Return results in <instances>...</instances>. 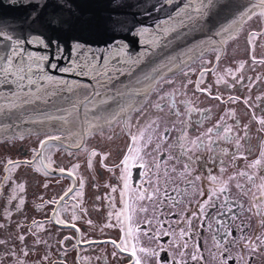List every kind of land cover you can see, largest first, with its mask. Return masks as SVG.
Segmentation results:
<instances>
[{"label": "snow or ice", "instance_id": "6c2138e0", "mask_svg": "<svg viewBox=\"0 0 264 264\" xmlns=\"http://www.w3.org/2000/svg\"><path fill=\"white\" fill-rule=\"evenodd\" d=\"M33 0H29L32 3ZM48 7L47 0L43 3H37L36 8L21 21L19 27H13L6 20H0V114H11L23 106L33 103V99L48 102L52 97L58 95L57 89L61 92L70 93L75 99L70 101V107L58 108L56 113L45 117L50 121L61 122L59 131H65L64 125L69 123V117L77 113L73 124L79 121L78 109L83 108L84 119L83 124L87 125L85 133L90 131H102L104 126L111 127L114 123L125 117L124 126L128 128L130 144L127 151L123 155L118 165L115 167L120 169L119 179L123 183L120 189L121 204L123 208L120 212H116V224L107 223L103 227H117L121 231L119 241H92L85 240V243H110L115 249L112 252L113 258L127 256L129 264H200L204 261L202 248L199 243L191 244L193 239V229L198 222L201 226L207 221L209 216L215 212L213 217L217 225L224 228L222 235L219 237L213 235V247L220 252L219 264H228V261L235 260L233 256H225L228 246L239 247L241 255L239 261L243 264H250V258L246 259L244 252L257 253L264 252V233L257 230L252 236L246 234L247 225L241 222L235 225L240 230L239 238L233 234V230L227 227L217 217L229 215L232 221L238 219V215L233 211L235 202L229 200V194L233 182L235 187L244 195L249 196V207L245 210L248 213L259 217V228H264V143L261 145L259 156L251 160L244 170L236 171L230 175H226L229 165L224 159H220L221 167L219 176H210L211 186L205 191L203 188L199 190L200 200L196 201L192 207V201L183 204L185 191H181L178 187L173 189L175 195L168 191V185L174 183V174L177 172L175 167L181 159H184L183 169L179 172V176L183 178V182L188 187H194L196 181H201L202 177L195 173L193 164L198 157H194L193 153L206 149L209 153L214 152V146L219 141H226L234 144L236 151L229 153L227 148L221 149L223 156L229 157L233 167L239 159L247 160L246 152H241L242 142L249 139V124H244V135H233L234 127L239 126L236 120L235 125H227L224 123V117L218 121L213 127L207 128L199 136L189 138L188 127L191 124L190 119H181L182 116L190 118L192 112H200L201 116H206L204 110L197 109L184 102V109L181 111L176 107L174 97L181 90L186 89L188 84L193 83L188 80L182 84L180 88H173L171 92H165L164 88L172 86L175 81L166 78L164 69L172 72L171 65L175 62V57H167L168 63L164 62V58L157 57V61L151 60L156 57L157 53L164 48H168L174 41L187 37L191 32L204 31L218 15L219 10L228 8L229 5L220 3V0H156L155 4H148L147 0H136L134 4H128L125 0H111L110 8L107 14L94 17L87 16L82 18V14L71 3V0H55V4L50 11L45 12ZM259 8V12L255 11ZM119 9H127V11H119ZM136 9V11H132ZM167 10V11H166ZM164 13L162 17H157L152 24L143 21L153 20V15ZM259 17L261 23H264V0H259L258 4H254L251 8H247L239 13V20L233 19L226 26H221L215 33H231L234 28L238 29L242 23L252 20L253 17ZM24 24H27L25 30ZM79 26L80 30H88L93 34L107 33L110 34V42H106L103 48H94L90 41L74 37L71 43L62 39V36L70 31H75ZM25 31L27 34H25ZM262 32H250L248 43L252 44L257 36ZM132 35L137 40V44L141 50L134 55L131 53V45L123 39V36ZM191 51V50H190ZM219 59V56H217ZM148 62V70L142 72V79L137 77L134 84L125 86L124 90L116 89L115 93L107 90L119 76L133 75V70H138L145 62ZM255 62V57H253ZM185 67L183 61L180 62ZM264 63V61H261ZM244 65L241 63L240 68ZM52 71L60 73H74L77 76L88 77L95 81V87L92 91H88L89 86L81 84L78 81H66L58 79L51 74ZM239 71V69H237ZM191 71V69H189ZM189 71L184 72V76L189 75ZM231 71V70H227ZM205 72L201 70L200 77L195 81L196 89L201 92L209 93L207 88H201L203 76ZM242 77L235 78L236 83H240ZM145 82L149 83L146 90H141L138 85ZM221 82L218 78L217 83ZM227 83V82H225ZM231 87L232 85H228ZM83 90V91H81ZM150 92L156 93V100H147L145 106L136 107L131 103H122L126 98L132 99L133 94L143 96L145 99ZM221 99L220 96L214 97ZM235 99L229 97V100L235 102ZM264 98L257 97V100ZM171 101V103H167ZM247 104L248 101L245 100ZM115 105V108L112 107ZM147 107L149 111H145ZM165 107L168 111L165 112ZM253 108L251 122L259 125L258 132H264V109H261V115L257 116L255 108ZM135 112L136 123L132 124L130 113ZM226 115L234 116V113H226ZM91 116V119H89ZM175 117L176 119H173ZM171 122L173 129L177 128L179 121V135L175 138L173 144H168V153L161 151L162 146L167 144L171 130L168 127L160 128V123ZM198 124L203 120L197 121ZM2 127V125H0ZM135 128V131L132 129ZM72 133L69 131V135ZM215 137V138H214ZM23 138L22 136L20 137ZM67 136L47 135L45 139L39 141V148L33 149L32 159L26 160H8L5 164V172L15 171L21 165L35 166L37 158H40L41 166L34 167L35 171H43L48 175V169L52 168L53 161L51 157H45L44 151H47L50 142L59 141L63 143ZM111 139V137H109ZM74 147L79 148L80 143H73ZM179 149V154L175 149ZM155 152L156 155L152 159L147 157ZM100 156L102 166L107 167L104 161L107 154L101 155L92 150L87 156V165L89 168L93 166V158ZM47 160V163H44ZM172 163V167L168 165ZM163 165V168L161 167ZM79 164L73 165L68 171L71 177ZM139 169L140 183L137 184L133 180L132 170ZM111 171L112 169H108ZM64 174L65 168L53 169ZM243 179L245 183L239 181ZM6 182L10 181L12 195L9 197L8 203L19 200L15 205L20 210L24 204L22 197L15 195L16 190L20 192L25 190L23 183L16 184L10 176H5ZM257 181H259L257 183ZM48 187L47 184L44 185ZM84 188V180L79 181V190L74 188L67 189L58 199L45 201L47 204L59 205L65 202L66 198L73 192L76 197L82 198ZM115 192L117 189L112 188ZM97 199H100L97 197ZM43 205H37L41 208ZM243 208V205H240ZM81 208V204L72 205L71 220L73 223L61 219V210H54L49 218V223H55L63 227H70L80 232L74 221L81 219L77 215L75 209ZM151 209V211H149ZM173 209H180L173 211ZM83 211V209L81 208ZM6 215L11 216V211L5 209ZM86 214V211H85ZM113 213H109L111 220ZM176 216L180 220L175 219ZM138 217H143L141 227ZM89 225L92 224L88 220ZM37 222L33 221V225ZM185 225H187L185 227ZM4 227V225H0ZM17 227H20L17 225ZM209 229L214 233H219L220 229H213L212 225H208ZM38 230H43V224L38 226ZM36 235L35 232L31 233ZM199 234L198 232L196 233ZM168 237L165 241L164 238ZM18 239L24 242L25 236L19 235ZM71 237H64L59 241L61 247L64 242ZM143 239H147L150 246H144ZM35 244L46 243L40 239H36ZM80 243V241H77ZM6 244L5 240H0V245ZM75 247V245H73ZM191 254L189 256V248ZM166 252L168 255L162 257L161 253ZM14 255V253H12ZM27 255V252H24ZM213 255H215L213 253ZM187 258V259H186ZM48 260V256L43 257ZM22 264V262H21Z\"/></svg>", "mask_w": 264, "mask_h": 264}, {"label": "flooded vegetation", "instance_id": "af4514ba", "mask_svg": "<svg viewBox=\"0 0 264 264\" xmlns=\"http://www.w3.org/2000/svg\"><path fill=\"white\" fill-rule=\"evenodd\" d=\"M259 10L257 7L255 11L259 12ZM250 32L264 33V23H261L258 16L242 23L235 34L227 36L224 41H212L205 50L199 51L195 55L189 54L183 57L172 68V72L165 74L166 78L175 81L174 85L164 88L165 92H171L173 88H180L188 80L193 82L188 84L186 89L181 88L174 97L178 109L183 111L184 102L187 101L191 106L207 113L203 117L200 112H192L190 118L187 116L181 117V119H190L191 121L188 127L189 138H195L207 128L213 127L221 120V117H224V123L227 125H235L236 120L239 121V126L234 127L233 135H244L243 125L249 124V139L242 142L243 146L240 151L245 152L247 149H251V151L246 152L248 159L237 160L235 167L231 166V159L223 156L221 152V149L224 148H227L229 153L236 151L235 145L226 141L217 142L213 153H209L206 149L193 153L194 157H198L193 164V169L196 174L202 177L201 181L195 182L194 187L185 185L183 178L179 176L185 160L181 159L179 163L175 164L177 172L174 174V183L168 185V191L175 195L173 189L177 187L181 191L186 190V194L181 197L183 199L181 208L188 204L189 200L192 201V207H194L196 201L201 199L198 195L199 190L203 188L207 191L211 186L209 177L220 175V159H224L229 165L226 175H230L236 171L244 170L251 160L259 156L261 145L264 143V132L257 131L259 125L254 121L250 123L253 112L250 105H259L260 107L255 108V113L257 116L262 114L261 109H264V99L257 100V97L264 98V63H261V61H264V34L257 36L253 43L249 44ZM217 56H219V59H217ZM253 57H255V62ZM181 61L187 66L181 65ZM241 63L244 65L242 68H240ZM201 70L205 72V75L200 87L209 89L210 94L196 89L195 81L200 77ZM185 71H189L187 77L184 76ZM239 77H242V80L240 83H236L235 78ZM218 78H221L220 83H217ZM228 85L232 86L229 87ZM216 96H220L221 99H215ZM229 97L238 99L232 102ZM147 100H152L153 103L158 102L156 93L150 92L146 99L141 96L136 107L145 106ZM245 100L248 101L247 104ZM167 103H171V101ZM145 111H149V116H152V112L147 107H145ZM167 111L168 109L165 107V112ZM229 112L234 113V116L226 115ZM129 115L133 118L132 124H135V112ZM125 119V117H122L111 127L104 126L102 131H92L84 138L79 148L68 145H55L50 142L48 150L43 153L45 157H51L53 161L52 168L48 169V175H45L43 171L34 170V167L41 166L40 158H37L35 166L21 165L14 172H5V164L8 160L32 159L33 149L39 148L40 140L45 139L47 135L64 136L63 132H39L26 135L22 139L14 136L0 141V225H4V227H0V240L6 241V244L0 245V264H21V262L22 264H129L127 256L113 258L112 252L115 249L110 243L88 244L84 242L85 240H120L121 231L119 226H103L107 223L116 224L115 213L120 212L123 208L120 197V189L123 187V183L119 179L120 169L115 165L120 163L131 142L128 128L124 126ZM173 119L176 118L173 117ZM200 120H203V123L198 124L197 121ZM164 127L171 130L167 144L163 145L161 149L162 152L167 154L169 151L168 144H173L175 138L179 135V121H177L176 129H173L171 122L162 121L160 123L161 130ZM132 131H135V128ZM92 150L101 155L107 154V159L104 161L107 167L102 166L100 156L93 158L92 168L88 167L87 156ZM175 151L178 155L179 149L176 148ZM9 152L15 155L12 156ZM155 155L156 153L153 152L147 158L152 159ZM47 162V160H44V163ZM76 164H79V168L70 177L68 171ZM172 166V163L168 165L169 168ZM161 167L163 168V165ZM58 168H65V173L62 175L59 171H53V169ZM108 169L112 170L109 171ZM139 171L135 168L132 170L133 180L137 184L140 183L141 179ZM5 176H10L16 181V184L23 183L25 185L23 192L18 189L15 192L16 196L22 197L24 200L20 210L15 207L19 203L18 199L11 204L8 203L10 195L13 194L12 188L15 185H10V181L6 182L4 180ZM80 179L84 180L82 198L76 197V193L73 192L66 198L65 202L59 205L45 203V201L58 199L69 188L79 190ZM239 182L245 183V180L241 179ZM235 183L234 181L232 184L229 200L235 202L233 211L238 215V219L232 221L229 215H222L217 218L224 225L232 228L233 234L237 238H239L240 230L235 225H239L241 222L248 226L246 229L248 236H252L257 230L264 233V228H259L258 225L259 217L245 211L249 207L250 197L237 189ZM45 184L48 185L47 188L44 187ZM113 187L117 191L113 192ZM97 197L100 199H97ZM73 204H81L83 209V211L81 208L75 209L77 215L81 217V219L74 221L80 232H76L75 229L70 227L56 225L54 222L49 223L53 211L61 209H64V211H61V219L73 223L71 220ZM37 205H43V207L38 209ZM240 205H243V208ZM5 209L11 211V216L6 215ZM179 210L173 209V211ZM110 212L113 213L111 220H109ZM215 216L216 213L213 212L212 216H209L207 221L203 223V226L197 222L193 229L191 244L199 243L203 250L204 261L200 264H219L220 262V252L213 247L212 237L214 234L218 237L222 235L224 228L215 223L213 219ZM137 219L141 223V227H146L143 224V217ZM175 219L179 221L180 217L176 216ZM88 220L92 221L91 225L87 223ZM33 221H36L37 224L33 225ZM40 224H43V230H38ZM209 224L212 225L213 229L219 228V233L210 230ZM17 225L20 227H17ZM32 232H35L36 235H32ZM19 235L25 236L24 242L18 239ZM66 236L71 237V239L66 240L64 247H61L59 241L64 240ZM36 239L46 243L35 244ZM167 239L168 237L164 238L165 241ZM77 241H80V243H77ZM142 243L144 246H150L151 242L143 239ZM234 243L228 246L225 256H233L236 259L228 261V264H237L241 255V249L233 246ZM188 251L190 256L191 247ZM24 252H27V255H24ZM45 255L48 256V260L43 259ZM167 255L166 252L161 253L162 257ZM244 255L246 259L250 258V264H264V252L248 253L245 251ZM152 264H154V261ZM189 264H192L190 260ZM239 264H243V261H239Z\"/></svg>", "mask_w": 264, "mask_h": 264}, {"label": "water", "instance_id": "95a60500", "mask_svg": "<svg viewBox=\"0 0 264 264\" xmlns=\"http://www.w3.org/2000/svg\"><path fill=\"white\" fill-rule=\"evenodd\" d=\"M43 2L44 0H33L32 3H29V0H0V20H6L12 24L13 27H19L21 21H23V19L32 13L36 8V4ZM125 2L128 4H134L136 3V0H125ZM71 3L82 14V18L89 15L98 17L112 11L110 8L111 0H71ZM147 3L149 5L155 4L156 0H147ZM220 3L227 4L229 7L219 10L218 15L213 18L212 23L204 31L191 32L187 37L174 41L168 48L161 49L157 53L156 57H151V60L157 61V57H162L164 58V62L168 63L167 57H175L176 60L171 65L173 68L183 57L189 54L195 55L197 52L205 50L207 46L212 43V41H224L227 36L235 34L237 29L234 28L231 33H221L220 35H216L215 33L220 29V27L222 25L226 26L233 19L239 20V13L247 8H251L254 4L259 3V0H220ZM47 4L48 7L45 8V12L52 9L55 4V0H47ZM119 11H127V9H119ZM132 11H136V9H132ZM163 15L164 13L154 14L153 20L143 22L152 24L157 17H162ZM24 28L25 30L27 29V24H24ZM25 34H27L26 31ZM74 37L90 41L94 48H103L105 43L110 42L111 39L110 34H93L88 30H80L79 26H77L75 31H70L64 34L62 39L71 43V40ZM123 39L131 45L130 51L133 55L141 50L140 46L137 44L136 38L132 35L123 36ZM147 70L148 62L146 61L145 65H142L140 69L133 70V75L119 76L112 82L111 85L108 86L107 90H111L113 94L116 89L123 91L125 86L134 84L137 77L142 79V72ZM49 71L58 79L78 81L81 84L88 85V91H92L95 87V81L88 77L77 76L74 73H60L52 70ZM163 71L164 74L169 73L167 69H164ZM137 87L143 91L149 87V83L145 82ZM57 92L58 95L52 97L46 103L42 100L32 98L33 103L23 106L11 114H0V125H2V127H0V141L14 136L20 138L21 136L23 137L31 133L61 132L58 130L61 127V122L50 121L45 119V117L56 113L58 108L70 107V101L75 98L66 91L61 92L59 88L57 89ZM140 98L141 96L133 94L131 100L126 98L122 101V103H131L136 106ZM112 107L115 108V105H112ZM56 114L62 115L63 113ZM76 115L77 113H74L73 116L69 117V123L64 125L65 131H63V135L68 138L65 139L63 143L59 141H53L51 143H54L55 145L68 146H72L73 143L81 144L84 138L92 132L90 131L87 134H84L87 125L82 123L84 119V110L82 107L78 109L79 121H76L75 124H73ZM89 119H91V116H89ZM69 131L72 133L71 135H69Z\"/></svg>", "mask_w": 264, "mask_h": 264}, {"label": "rangeland", "instance_id": "374dc122", "mask_svg": "<svg viewBox=\"0 0 264 264\" xmlns=\"http://www.w3.org/2000/svg\"><path fill=\"white\" fill-rule=\"evenodd\" d=\"M1 149V148H0ZM10 153V152H9ZM12 156H14L15 154L14 153H10Z\"/></svg>", "mask_w": 264, "mask_h": 264}]
</instances>
